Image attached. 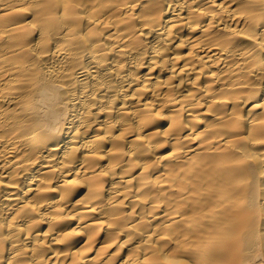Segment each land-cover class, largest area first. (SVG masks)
I'll list each match as a JSON object with an SVG mask.
<instances>
[{"label":"bare ground","instance_id":"obj_1","mask_svg":"<svg viewBox=\"0 0 264 264\" xmlns=\"http://www.w3.org/2000/svg\"><path fill=\"white\" fill-rule=\"evenodd\" d=\"M0 264H264V0H0Z\"/></svg>","mask_w":264,"mask_h":264}]
</instances>
